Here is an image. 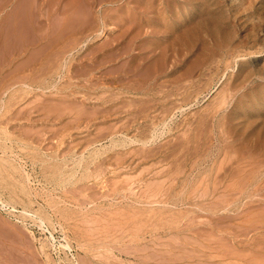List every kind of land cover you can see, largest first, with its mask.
Returning a JSON list of instances; mask_svg holds the SVG:
<instances>
[{
	"label": "rangeland",
	"instance_id": "374dc122",
	"mask_svg": "<svg viewBox=\"0 0 264 264\" xmlns=\"http://www.w3.org/2000/svg\"><path fill=\"white\" fill-rule=\"evenodd\" d=\"M225 1L39 0L50 45L0 87V264H264V3L228 45L193 27Z\"/></svg>",
	"mask_w": 264,
	"mask_h": 264
},
{
	"label": "crops",
	"instance_id": "0c3cea01",
	"mask_svg": "<svg viewBox=\"0 0 264 264\" xmlns=\"http://www.w3.org/2000/svg\"><path fill=\"white\" fill-rule=\"evenodd\" d=\"M45 16L39 0H0V87L7 71L27 73L32 54L50 45Z\"/></svg>",
	"mask_w": 264,
	"mask_h": 264
},
{
	"label": "bare ground",
	"instance_id": "6f19581e",
	"mask_svg": "<svg viewBox=\"0 0 264 264\" xmlns=\"http://www.w3.org/2000/svg\"><path fill=\"white\" fill-rule=\"evenodd\" d=\"M163 1V0H162ZM165 1V0H164ZM174 1V0H173ZM226 1H228V4L230 5L229 6V8L228 9H226V10H224V9H221V7L219 8V7H217L215 4V6L213 5V4H211V3H208V4H206V7H205V13H207V19L209 20V22L208 21H205V22H195V23H193V27L194 26H196V25H198V26H202V25H208L207 27L209 28V29H212L214 32H216L217 31V29L218 30H220V31H222V34L224 35V39H225V41L228 43V45H230L231 43H233L234 41H235V38H236V35H235V33H236V29H237V26H239L241 29H246V27H248L249 25H251V26H253V27H258V28H260V26H262L261 25V21H262V19H261V21H260V19H254V17L252 18V19H247V17L246 18H242L241 20L238 18V13L240 12V9H241V13H243V14H245L246 15V13L250 10H252V13H254L253 12V10L254 11H256L255 9H256V3L257 2H260L261 1V3H264V0H226ZM225 1V2H226ZM263 1V2H262ZM210 2V1H209ZM162 3V2H161ZM205 3H207V2H205ZM173 4H175V3H173ZM222 4V3H221ZM226 4V3H225ZM162 5V4H161ZM133 6V5H132ZM138 6V5H137ZM184 6V5H183ZM139 8H140V6H138ZM167 7V6H166ZM231 7V8H230ZM158 8V7H157ZM162 8V7H161ZM190 8V7H189ZM239 9V11L238 12H236L235 11V9ZM150 9V8H149ZM231 9V10H230ZM237 9V10H238ZM133 11H134V9H132ZM137 10V9H136ZM140 10H141V8H140ZM142 10H143V8H142ZM157 11H158V9H157ZM168 11V10H167ZM182 11V10H181ZM195 11V10H194ZM144 12V11H143ZM160 12V11H159ZM164 12V11H163ZM171 12V11H170ZM169 12V13H170ZM198 12V11H197ZM257 12V11H256ZM145 13V12H144ZM262 13V12H261ZM260 13V14H261ZM148 15H149V13H148ZM163 15V14H162ZM170 15V14H169ZM173 15V14H172ZM178 15V14H177ZM179 15H181V14H179ZM186 15V14H185ZM240 15V14H239ZM262 15V14H261ZM264 15V14H263ZM171 16V15H170ZM257 16H259V15H257ZM156 17V16H155ZM185 17V16H184ZM152 18V17H151ZM158 18V17H157ZM165 18V17H164ZM173 18V17H172ZM156 19V18H155ZM155 19H153V21L155 20ZM171 19V18H170ZM174 19V18H173ZM201 19V18H200ZM237 19V20H236ZM165 20H167V19H165ZM172 20V19H171ZM186 20V19H185ZM170 21V20H169ZM202 21V20H201ZM149 22V21H148ZM160 22V21H159ZM159 22H157V23H159ZM177 22V21H176ZM181 22V21H180ZM153 23V22H152ZM165 23V22H164ZM178 23V22H177ZM264 23V22H263ZM150 24V23H149ZM170 24V23H169ZM181 24H183V23H181ZM154 25V24H153ZM162 25V24H161ZM167 25H168V22H167ZM171 25V24H170ZM177 25V24H176ZM172 26V25H171ZM182 26V25H181ZM167 27V26H166ZM169 27V26H168ZM175 27H177V26H175ZM236 27V28H235ZM178 28V27H177ZM191 28V27H190ZM175 29V28H174ZM201 29V28H200ZM256 29V28H255ZM173 30V29H172ZM177 30H180V29H177ZM239 30V29H238ZM176 31V30H175ZM257 31H258V29H257ZM264 31V30H263ZM165 32V31H164ZM249 32V31H248ZM171 33V32H170ZM238 33V32H237ZM247 33V32H246ZM207 35V34H206ZM264 35V34H263ZM244 37L245 38H247V40H248V38H249V34H245L244 35ZM156 38V37H155ZM240 38V37H239ZM245 38H244V40H245ZM262 39V40H261ZM257 40H260V41H257ZM253 42H256V43H261V44H264V37H260V36H258V35H253V40H252ZM216 42V41H215ZM237 42H239V41H237ZM235 43V42H234ZM234 43H233V45H234ZM247 43V42H246ZM249 43V42H248ZM220 44V43H219ZM236 44V43H235ZM238 44V43H237ZM240 45V44H239ZM234 47V46H233ZM213 48V47H212ZM224 48V47H223ZM174 49V48H173ZM222 49V48H221ZM229 49V48H228ZM256 49V48H255ZM263 49V48H262ZM223 50V49H222ZM261 50V49H260ZM244 51H246V50H244ZM222 52V51H221ZM229 52V51H228ZM232 52V51H231ZM237 53V52H236ZM260 53V52H259ZM255 54V53H254ZM249 55H251V54H249ZM253 55V54H252ZM255 55H257V53L255 54ZM236 56V55H235ZM238 56H243V54H238ZM246 56V55H245ZM243 58V57H242ZM241 57H240V59H242ZM234 59V58H233ZM237 59V58H236ZM260 59V58H259ZM214 60V59H213ZM212 61V60H211ZM216 62V61H215ZM235 62V61H234ZM212 63V62H211ZM213 64H214V62H213ZM233 64V63H232ZM247 64V63H246ZM264 64V63H263ZM212 65V64H211ZM230 65V64H229ZM259 65V64H258ZM234 66V65H233ZM219 67H221V66H219ZM214 68V67H213ZM229 68V67H228ZM231 68V67H230ZM236 69V68H235ZM223 70V69H222ZM241 70V69H240ZM261 74L262 75H264V70H263V68L261 69ZM222 74V73H221ZM248 72H246L245 70L243 71V75L244 76H248ZM203 75H204V77L205 76H207V78L204 80V82L201 84V85H198V86H195L194 84V82H190L186 87H185V90H187L186 92H187V95H188V98L189 97H192V96H197L198 94H200V93H202L207 87H208V85L210 84L209 83V77L212 75V68L211 67H208L207 68V70H206V73L204 72L203 73ZM223 75V74H222ZM203 77V76H202ZM212 77V76H211ZM195 81V80H194ZM211 81V80H210ZM187 82V81H186ZM213 82H214V80H213ZM231 82V81H230ZM238 82V81H237ZM199 83V82H198ZM197 84V83H196ZM181 86V85H180ZM212 86V85H211ZM229 86V85H228ZM228 86H227V88H228ZM241 86H243V85H241ZM244 86H245V84H244ZM243 86V87H244ZM183 88V87H182ZM181 88V89H182ZM191 88V90H189ZM233 88V87H232ZM193 89V90H192ZM209 89V88H208ZM221 89H226V88H221ZM237 89V88H236ZM243 89V88H242ZM180 90V89H179ZM189 90V91H188ZM183 91V90H182ZM232 92L234 91L233 89L231 90ZM230 92V91H229ZM240 92V91H239ZM252 92V91H251ZM223 93V92H222ZM235 93V92H234ZM230 94V93H229ZM234 95V94H233ZM218 96H219V94H218ZM224 96V95H223ZM220 97V96H219ZM232 97V96H231ZM216 98V97H215ZM228 98V97H227ZM245 98V97H244ZM193 99V98H192ZM225 99V98H224ZM230 99V98H229ZM232 99V98H231ZM217 102V101H216ZM223 103V104H222ZM228 103V102H227ZM210 104H212V103H210ZM221 104L222 105H226V100L224 101H222L221 102ZM221 104H220V106H221ZM187 106V105H186ZM211 108V107H210ZM201 109V108H200ZM207 112V111H206ZM211 112V111H210ZM216 111H214L213 113H215ZM207 113H209V112H207ZM213 113H212V116H209L210 118H215V114L213 115ZM219 116V115H218ZM226 117V115L225 114H223V115H221V117L220 118H218L217 119V122H218V124L219 125H221L222 124V121H223V119ZM194 118V117H193ZM195 118H196V116H195ZM209 119V118H208ZM214 121V120H213ZM195 122V121H194ZM196 123H198V122H196ZM191 124V123H190ZM193 124V123H192ZM194 127V126H193ZM197 127V126H196ZM210 127V126H209ZM221 127V126H220ZM192 128V127H191ZM208 129V128H207ZM204 132V131H203ZM202 133V132H201ZM189 134V133H188ZM199 134V133H198ZM203 134V133H202ZM211 136V135H210ZM194 138V137H193ZM197 139V138H196ZM200 139V138H199ZM214 140V139H213ZM203 141V140H202ZM209 144V143H208ZM217 145V144H216ZM203 147V146H202ZM133 150V149H132ZM164 151V150H163ZM213 151V150H212ZM200 153V152H199ZM127 154V153H126ZM201 154V153H200ZM150 155V154H149ZM148 155V156H149ZM153 155V154H152ZM191 156V155H190ZM158 157V156H157ZM188 159V158H187ZM148 181V180H147ZM191 181V180H190ZM150 182V181H149ZM189 182V181H188ZM187 183V182H186ZM129 187V186H128ZM131 187V186H130ZM132 188V187H131ZM135 188V187H134ZM128 189V188H127ZM133 189V188H132ZM121 191V190H120ZM126 191V190H125ZM134 191H136V190H134ZM132 192V191H131ZM218 194V193H217ZM129 195V194H128ZM138 195V194H137ZM104 196H106V195H104ZM125 197V196H124ZM136 197V196H135ZM140 197V196H139ZM222 197V196H221ZM138 197H136V199H137ZM126 199V198H125ZM128 199V198H127ZM130 199V198H129ZM218 200V199H217ZM131 201H132V199H131ZM134 201V200H133ZM137 201V200H136ZM135 201V202H136ZM203 201V200H202ZM206 202V201H205ZM137 203V202H136ZM138 203H140V202H138ZM194 205V204H193ZM196 206V205H195ZM210 207V206H209ZM209 221V220H208ZM203 222V221H202ZM4 227V226H3ZM195 227V226H194ZM190 232V231H189ZM172 233V232H171ZM203 233V232H202ZM170 234V233H169ZM176 235V234H175ZM191 236V235H190ZM227 240V239H226ZM229 241V240H228ZM235 246V245H234ZM236 249V248H235ZM237 252V251H236ZM207 259V258H206ZM201 261V260H200Z\"/></svg>",
	"mask_w": 264,
	"mask_h": 264
}]
</instances>
